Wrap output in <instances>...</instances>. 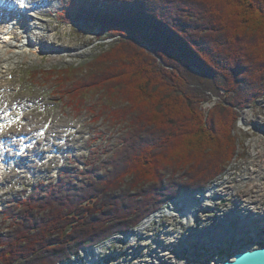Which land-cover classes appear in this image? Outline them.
I'll list each match as a JSON object with an SVG mask.
<instances>
[{
	"label": "trees",
	"instance_id": "trees-1",
	"mask_svg": "<svg viewBox=\"0 0 264 264\" xmlns=\"http://www.w3.org/2000/svg\"><path fill=\"white\" fill-rule=\"evenodd\" d=\"M97 5L72 0L63 15L100 23L97 40L112 41L58 75L59 88L72 107L99 97L90 112L115 131V148L20 200L0 264H56L209 187L235 156L240 110L264 97V0ZM216 91L221 101L202 113Z\"/></svg>",
	"mask_w": 264,
	"mask_h": 264
},
{
	"label": "rangeland",
	"instance_id": "rangeland-1",
	"mask_svg": "<svg viewBox=\"0 0 264 264\" xmlns=\"http://www.w3.org/2000/svg\"><path fill=\"white\" fill-rule=\"evenodd\" d=\"M10 1L6 2V6L13 12L6 10L0 15L4 23L1 38L10 40L7 33L14 29L23 41L27 42L30 38L37 43L32 46L28 44L27 56L18 54L12 57L9 65L1 68L0 115L2 120L7 116L13 123L0 124V164L5 166L10 162L0 175V237L12 230L9 212L21 214V206H18L21 199H28L40 184L46 187L59 182L61 173L67 168L83 170L99 158L102 163L106 162L103 152L113 150L116 143L115 131L91 114L94 109V113L99 112V97L92 99L89 96L83 108L78 104L69 106L68 98L63 95L64 90L59 88L58 79V75L68 71L70 66L98 58L94 56L100 54L101 45L106 48L112 39L97 40L100 23L86 18L76 21L74 16L65 17L63 12H66L72 0ZM97 1L100 5L106 2ZM33 4L36 6H31ZM100 5L96 7L102 9ZM215 94H212L214 97L211 96L210 101L203 100L200 107L197 105L202 113L208 114L215 102L221 101L217 91ZM224 107L225 110L226 105ZM239 113L232 131L236 139L235 156L226 171L207 188L214 187L218 192L223 190L227 196H222L221 192L215 194L213 207L204 205V220H196L194 225V230L202 234V231L205 232L206 240L193 238L192 247H185L189 223L171 214L175 212L173 203L179 196L134 227L129 236L132 245L124 240L123 245L119 244L118 236L114 234L93 247H98V264H219L231 259L238 250L264 245V223H261L264 222V197L257 196L264 193V97ZM25 143L27 148L22 152L23 156H17ZM4 147L7 153L6 158L2 159ZM248 207L259 211L255 215L260 217L261 224L254 218H248L254 221L253 225L246 223L247 226L243 228H250L254 236L241 238L238 244L237 238L222 234H228L229 230L238 227L237 216L230 220L228 217L235 215V212L246 211ZM148 218H153L150 224L145 223ZM223 224L225 226H221ZM224 227L225 233L217 229ZM166 230L173 231L170 239L164 236L168 235L164 234ZM137 236L139 239H134ZM161 238L166 244L169 241L177 243V246L169 243L168 248L172 253L155 248L161 244ZM139 242V246L134 247ZM128 246L134 250L127 249ZM89 248H79L73 257L66 258L62 264L82 262L81 255ZM155 253L163 260L151 256Z\"/></svg>",
	"mask_w": 264,
	"mask_h": 264
},
{
	"label": "bare ground",
	"instance_id": "bare-ground-1",
	"mask_svg": "<svg viewBox=\"0 0 264 264\" xmlns=\"http://www.w3.org/2000/svg\"><path fill=\"white\" fill-rule=\"evenodd\" d=\"M7 1H10V0H7ZM31 6L34 7L36 5L33 4ZM4 12H6V10L5 9H2L0 7V15L2 13H4ZM13 28H15V26ZM3 29H4V23L0 20V74L2 73L1 72L2 66L9 65L10 62H11L12 57H14V56H16L18 54H20L21 57L22 56H27V54H28V44L32 46V44L37 43V42H35L34 40H32L30 38L29 39L26 38V39H28L27 42L23 41L20 35L15 34L14 29H12L11 31H8V33H7L8 39H10V40H7V39L4 40V39L1 38V35L3 34ZM0 117H1V115H0ZM4 118L5 119H3V120H2V118L0 119V124L6 125V124L13 123V120L7 118V116L4 117ZM5 134H7V132ZM26 142H28V141H26ZM10 145L12 146V144H10ZM7 146H9V145H7ZM26 148H27V146H26V143H25V144L22 145V148H20V151L18 150L17 156H23L22 155V152H24V150H26ZM5 149H6V147H4L2 149L3 150V152H2L3 158L1 157L2 159H4V157L6 158V154L5 153H7V152L5 151ZM7 165H10V162H7L5 166L3 165V163L0 164V175H2L4 169L7 168ZM217 190H216V188L213 187V188H210V189L205 190L204 193H202V194H199V193L198 194H195V195H192V194H182L175 201V203H173V206H175V209H174L175 212H172L171 214L177 215L178 217H181L183 220H185L186 222L189 223V232L186 234V239H188V241H186V243H184V244H186L185 247H188V246L192 247V240H194V239H196V240L197 239L206 240L205 232L202 231L203 232V234H202L199 231L194 230V225L196 223V220H199V219L200 220H204V217H202L203 212H205L204 211V205L213 207V204L212 203H213V200L216 198L214 196L215 194H217V193L220 194V192H221V195L222 196H227V193H223L224 192L223 190H221L219 192ZM232 193H233V191H232ZM257 196L264 197V193H261L260 195L258 194ZM240 200L242 201V199H240ZM232 210H233V208H232ZM256 212H259V211H257L254 208L248 207L246 209V211L237 212L238 214L235 212L234 213L235 215L229 216L228 217L229 220H230V218L237 216V220H238V223H239V224L237 223L238 224V227L236 226L233 229L231 228L232 230H229L228 231L229 232L228 234H222V235H229V236H232L234 238H237V241L239 240L238 241V244L241 243V241H240L241 238H244V237H250L251 238V237H253L254 234L252 232H250V228H248L249 229L248 230L246 228L244 229L243 227H246L247 225L252 226L253 225V222L255 220H256V222L260 223L259 220H261V219H260V217H258L257 215H255ZM260 214H263V213H260ZM248 218H254V221L252 222ZM148 219L149 220H147L145 222L146 224H150L153 221V218H148ZM246 223H247V225H245ZM261 223L263 224L264 222H261ZM221 226H225V224H223ZM229 227L230 226H226V228H229ZM201 229H203V227H201ZM217 229L220 232H222V233H225L226 232L225 227L222 228V229L221 228H217ZM172 232H173L172 230H166L164 232V234L165 233H168V235L165 234L164 236L165 237H169V239H170ZM125 238L126 239L128 238V240H131L129 236H125ZM162 238H164V237H162ZM162 238H161V244L159 243V245L158 246L156 245L155 248L160 247V248H163V250H166L167 252L172 253L171 250H170V248H168V245L171 242L170 245L177 246V243H175V241L174 242L169 241V243L166 244L164 242V239L162 240ZM221 240H223V239L221 238ZM145 246L146 245H144V247ZM97 248H89L87 250H84V252L81 255L83 261L80 262V263H77V264H98V262H99L98 261L99 260L98 259L99 254H98ZM241 250H243V249H241ZM167 252H165V254ZM151 256L154 257V258H156L157 260H160V261L163 260L162 259V256L157 255V253L151 254Z\"/></svg>",
	"mask_w": 264,
	"mask_h": 264
},
{
	"label": "water",
	"instance_id": "water-1",
	"mask_svg": "<svg viewBox=\"0 0 264 264\" xmlns=\"http://www.w3.org/2000/svg\"><path fill=\"white\" fill-rule=\"evenodd\" d=\"M204 190L205 189H203V191ZM199 192L201 191H181L180 194L176 197V199L181 196V194L195 195ZM219 264H264V245L247 250H238L235 254H233L231 259L225 260L224 262Z\"/></svg>",
	"mask_w": 264,
	"mask_h": 264
}]
</instances>
